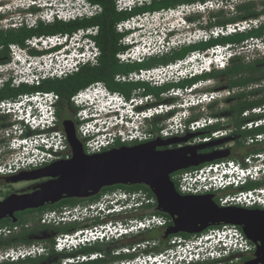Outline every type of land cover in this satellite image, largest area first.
Here are the masks:
<instances>
[{
	"label": "built area",
	"instance_id": "1",
	"mask_svg": "<svg viewBox=\"0 0 264 264\" xmlns=\"http://www.w3.org/2000/svg\"><path fill=\"white\" fill-rule=\"evenodd\" d=\"M62 1V0H61ZM64 3H60V8L56 12L42 13L40 19L32 14H27V20H23L21 26L27 29H34L39 23L47 25L53 21L72 22L76 20H88L94 17H98L101 13V6L97 3H91L88 0H63ZM159 0H113L114 8L117 13H129L135 8H142L150 5L152 2ZM249 0H229V1H207L203 3H195L193 5H181L176 8L161 10L159 12L141 14L140 21H148L151 18L174 17L183 16L185 14H194L196 12H206L209 10H216L222 8L223 12L227 13L229 10H235V5H242L241 3ZM250 2V1H249ZM29 3H33V0H29ZM227 11H225V10ZM221 12V11H217ZM134 18L131 17L125 21L117 22L114 29L117 33L123 34L125 30L132 27ZM260 25H264V15L257 19L241 20L235 23L225 24L221 27H214L210 32L212 38L225 37L237 32H244L250 29L258 28ZM98 34V28L90 27L87 29H79L72 34L66 35H54V36H39L32 37L25 40V46L32 48L40 54L31 55L26 51L27 57L31 59V64L38 69L45 70L39 74L33 73L27 78L22 77L23 83L27 85H37L44 79L63 78L67 75L76 73L80 68L90 66L94 67L98 64L100 56L99 48L95 42V38ZM194 38V37H192ZM187 38L186 42L180 41V39H173L170 42H166L165 45L158 46L157 48L147 49V53L150 57L160 54L170 53L173 49H176L183 45H191L195 43L204 42L209 37L204 36L200 40L197 36L192 39ZM84 40L81 47H75L73 51L65 55L62 62H52V55L50 53H44L49 51L53 45L60 44L65 41ZM192 39V41H191ZM127 38H122L120 45H124ZM257 48L264 52V41H257ZM222 46H214L205 51H195L187 55L183 60L176 61L164 67L155 69H142L137 72H133L126 76H120V81H141L149 83L150 85L158 86L165 82L162 80V76L169 79L170 82H177L182 79L190 78L195 72L187 75V71L181 70L182 67H192L195 64L194 69L196 73L204 69H209L212 59L216 54L223 51ZM17 48L15 45L10 46V53L13 58L16 57ZM264 55V54H263ZM118 62L120 63H141L144 61L142 58H137L136 61L130 55L126 53H119L116 55ZM43 60V63L40 60ZM220 59H215L219 61ZM200 62L202 69H197L196 66ZM225 64L221 61L219 67H223ZM54 67V68H53ZM53 69V71H52ZM32 70V66L28 68V71ZM177 72V75L176 73ZM179 74V75H178ZM167 77V78H166ZM157 79L159 81H157ZM156 80V81H155ZM20 81H16L18 85ZM197 85H192L186 88L185 93H193L194 88ZM170 96L176 95V90H172ZM235 94L234 90L222 89L213 92L202 93L201 96L193 95V99L187 101L186 105L199 104L224 99ZM192 95V94H191ZM48 100L50 105L48 120L38 121L36 119L29 120V132H32L25 137L12 142V147L17 148L19 144H24L23 152L20 153L14 159L11 158L10 164L0 162V176L15 174L20 170H26L30 168H37L51 161L59 159V153L63 152L66 147V139L63 132L55 130V111L52 109V103H55L58 96L54 93H35L30 95H24L16 101H2L0 102V113L6 111L11 107H18L19 105L30 100ZM191 102V103H190ZM182 106V105H180ZM171 108L170 105L160 104L150 107L143 111V115L152 117L155 115H162ZM202 107L200 110H203ZM205 111V109H204ZM264 113V105L255 107L249 111H245L243 116L259 115ZM191 115L186 113H175L169 116L163 123L162 127L157 133L149 134L145 133L139 138V141H145L154 139L156 137L161 139H167L171 137H182L186 134L196 133L203 131L215 124V120L212 118H199L197 120L190 121ZM260 126H264V119H256L245 123L242 127L244 131H250ZM53 127V128H52ZM50 128V129H49ZM52 128V129H51ZM88 130L86 127L81 129V134L85 136ZM230 133V130L218 129L188 140L185 143L176 145L175 147L182 146H195L205 143H210L213 140L225 138ZM264 134H257L247 139V144L253 142H263ZM120 142L126 143V139H121ZM90 153L100 152L102 146L106 143L87 142ZM37 145H42L43 149H37ZM231 143L222 144L215 147L216 150H224ZM174 147V146H173ZM34 151L33 155H28V150ZM37 154V155H35ZM252 159H258L259 162L253 163ZM263 155L257 154L256 156H246L242 162L243 167L237 164L234 160L221 159L211 163L199 165L196 168H189L187 170L178 171L173 179L177 183V192L181 195H203L213 194L216 203L221 206H237L242 208H264V186H260L248 190H239L238 187L246 185L248 182H258L264 179V163ZM231 191L228 192L227 190ZM224 192V193H222ZM125 201L120 204L119 202ZM99 205V206H98ZM86 205L80 207L79 205L74 207H63L59 210H47L37 215L35 218L38 225L52 226L59 223L84 221L85 219L98 218L103 222L97 225L86 226L72 233L58 234L54 238L53 248L56 252H62L67 250L73 251L77 245L83 247L93 245L95 243H110L115 240L122 239L123 237H129L137 235L141 232L154 229H163L166 227L167 220L163 216H159L153 213L156 206L154 197L148 196L144 192L126 193L124 191L113 192L108 196L107 201L99 204ZM132 213V214H131ZM137 213H143L141 216H130L128 214L137 215ZM107 216L112 218L107 220ZM119 217V219H116ZM119 220V221H118ZM32 227L30 223L12 226H0V239H5L10 236L18 234L22 229L29 230ZM178 241V240H176ZM175 237L170 239V244L174 247L159 252H149L146 249L149 246V242L142 241L131 248H124L121 251H114L112 254H124L130 255L135 253L136 250H141V254H136L132 258H127L121 261H116L110 264H164L161 259H171L172 262L180 264L181 260L188 263L190 259L200 258L198 254H189L187 249L193 245H198L204 241H213L221 245V250L209 253L211 258H217V260H223L238 254H252L255 250V246L246 239L241 229L234 225H221L207 232L201 234V237L191 245L181 246L176 245ZM41 255H47V249L38 243H32L31 245H17L5 249H0V263L2 262H17L26 258L39 257ZM104 255L101 253H93L89 255H81L79 257H67L62 259L61 264H76L91 262L98 259H104ZM156 262V263H153ZM171 264V262L167 263Z\"/></svg>",
	"mask_w": 264,
	"mask_h": 264
},
{
	"label": "trees",
	"instance_id": "2",
	"mask_svg": "<svg viewBox=\"0 0 264 264\" xmlns=\"http://www.w3.org/2000/svg\"><path fill=\"white\" fill-rule=\"evenodd\" d=\"M88 1H90L91 3L100 4L104 8L103 14L101 16L88 20H82V21H73V22L53 21L52 23L47 25L38 24V26L34 29H29V30L25 29L23 31L24 33L23 41L34 35L36 36L66 35L80 28L99 25L100 32L98 37L96 38V42L99 48H101L102 53L104 54L100 61L101 63H99V65L94 67H90V66L82 67L76 73L67 75L60 79L57 78L44 79L39 84L31 85V86H28L27 84H23L21 88H18L15 91H13L10 88H8L6 91L0 89V101L3 99H11V100L15 99L18 95H30L35 93L52 92L56 94L59 98V100L57 101L54 107L55 116L58 118L63 115L62 110L65 107L73 108L76 113L79 110V108L75 107V105L71 102V98L75 96L79 91L85 89L86 87L94 83L100 82L104 84V86L108 91L113 93H118L121 96H123L125 99H130L138 96L141 97L150 96L152 99L151 102L143 107L138 108V110H144L146 108L153 107L156 105L171 104L175 102L176 98L163 97L164 95L169 94L170 90L185 89L192 85H195L198 82L215 80L217 81V84L213 87V90H218L222 88H226L229 90L242 89L241 91L237 92L230 98L231 100L230 109L233 115L232 116L233 125L236 126V128L238 129L248 119H252L251 115L248 119L241 117L242 112L249 111L255 107L264 105V95L260 97H256L259 94H261L262 89H253L250 91L247 90L248 87L264 81V55L262 56L259 55V57L254 58L251 61H245L243 57L236 56L230 59L226 67H224V69L222 70H213L211 72L202 73L201 75L193 76L188 79H182L177 82L162 83L158 86L150 85L146 82H141V81L115 82L113 80V75L115 73L128 74L131 71L137 72L142 69H155L158 67H164L176 61L183 60L187 55L195 51H200V52L205 51L218 45H232L236 47L238 46L241 47V45H244V43L247 42L249 39H263L264 38L263 25H260L256 29H250L244 32L234 33L232 35H228L225 37H219L215 39L212 38L204 42L195 43L186 46L183 45L176 49H173L170 53L149 57L141 63H134L133 66H124L120 64L118 65L114 60L115 53L119 51L112 37L114 24L128 17L138 15L139 13H145V12L153 13V12H159L161 10H166L171 7H174L178 3L174 1L172 2L171 0H160V1L152 2L150 5L142 8H135L133 9L132 12L130 11L127 14L120 13L119 15H117L114 11L111 0H88ZM111 5H112L111 10H109V7ZM254 8L255 7L253 4L250 3L243 4L237 8L238 15L228 19H221V18L216 19V25L223 26L225 24L235 23L239 20L256 18L260 15H264V9L256 12ZM214 14L210 15V18L211 17L218 18L222 14V12L214 13ZM107 71L109 72V74L105 75L107 74ZM216 104L217 103L214 102L210 104L207 108L211 112L217 115L218 110L216 111L212 110V108ZM173 113L174 112H169L167 114L156 115L153 118H151L147 123L148 126L147 131L157 133L163 125V124L161 125L159 124L162 121H165ZM4 118H5L4 115H0V124L2 123ZM191 118H193V114ZM253 119L256 118L253 117ZM261 131L263 130L256 129L248 132L238 131L236 132L237 133L236 136L238 135L241 137H245L250 134L255 135L256 133ZM25 134H28V132H25ZM87 140L88 139H84L83 146L85 151L87 150L85 147V142ZM137 142L140 141L122 143L119 140H115L114 143H112L107 147L102 148L101 151L112 147H119L122 145H134L137 144ZM66 146L68 147L67 143ZM239 148H241V146L240 143L237 142L235 144L234 149H232V151L239 150ZM66 150L69 151V148H67ZM262 151L264 152V148L260 146L250 148V150L241 151L242 152L241 158L244 159L249 154L262 152ZM59 156L61 158H64L65 157L64 152L59 153ZM229 159H236V156L229 157ZM177 173L179 172L170 175V178L174 182L176 189H177V183L173 179V177ZM10 177H12L11 174L2 175L0 176V180H4V179L6 180L9 179ZM263 184H264V179L258 182H248L246 185L242 186V188H244V190H248V189L257 188ZM115 190L124 191L126 193H137L141 191L146 193L148 196L154 197L152 193L149 191V189L143 185H134V186L116 185L108 188H103L98 195L88 199H83V200L64 199L54 205H45L35 210H26L23 212L16 213L15 214L17 218L16 223L13 224L9 219H4L0 221V226H12V225L22 226L23 224L27 223V219L22 218L23 214L26 213H33L37 217V215L47 210H59L63 207H74L77 205H90L91 203L96 202L102 195ZM153 213L166 218L167 224L165 228L148 230L145 232H141L137 235L123 237L122 239H129V240L136 239L139 241H144L147 239H155L159 236L162 238L164 230L171 225V219L166 214L156 212L155 210L153 211ZM141 215H143V213H137V215L133 214L131 216H141ZM106 218L110 219L112 218V216H107ZM116 219H119V217H117ZM102 222H103L102 219L96 217L92 219L88 218L85 219L84 221L59 223L58 225H52V226L39 225V227H37L36 225L35 226L33 225L34 227L31 230L22 229L16 235L10 236L5 239H0V249H5L20 244H30L33 242L34 237L41 235H49L50 237L47 241L51 244V246L47 249V255H41L34 259L26 258L24 260H19L17 262H2L0 264H51V263L61 264L62 259L67 257L68 254H64V253L59 254L54 250L53 248L54 238L58 234L72 233L76 230L86 227V225L87 226L97 225V224H101ZM83 223L86 224L84 225ZM212 228L215 227H210L209 229ZM209 229L205 230L203 233L207 232ZM198 235H187L184 233H179L177 235L168 236V239L175 237L185 241ZM96 244L98 243H95L90 246L82 247L77 251H79L80 254H84V255L93 254L94 252L93 250H95L94 247H96ZM99 251L102 252L103 250L99 249ZM250 255L251 254H249L248 256L242 255L240 257L237 255L235 257L232 256L229 258H225L223 260L208 261L202 264H228L229 262H233V260H237L239 263H243L249 258H251ZM105 256H107L108 258L98 259L95 261L85 262L82 264H105L107 262H113L117 259L116 257L111 256L109 252H107ZM124 258H129V256L126 257L122 255L119 257V259H124Z\"/></svg>",
	"mask_w": 264,
	"mask_h": 264
},
{
	"label": "water",
	"instance_id": "3",
	"mask_svg": "<svg viewBox=\"0 0 264 264\" xmlns=\"http://www.w3.org/2000/svg\"><path fill=\"white\" fill-rule=\"evenodd\" d=\"M61 126L69 157L10 177L11 183L44 181L30 192L11 194L1 200L0 221L9 219L14 224L16 213L54 205L64 199H88L98 195L103 188L143 185L155 198V211L171 219V225L163 232L164 238L179 233L198 235L210 227L234 225L255 246L251 258L243 264H264V210L221 207L214 201L213 194L181 195L170 178L178 171L228 158L230 152L226 149L201 152L232 138L173 147L200 135L192 133L167 139L156 137L147 142L89 153L84 150L71 120H63ZM242 255L248 256L238 254L239 257Z\"/></svg>",
	"mask_w": 264,
	"mask_h": 264
},
{
	"label": "clouds",
	"instance_id": "4",
	"mask_svg": "<svg viewBox=\"0 0 264 264\" xmlns=\"http://www.w3.org/2000/svg\"><path fill=\"white\" fill-rule=\"evenodd\" d=\"M24 11H35L37 10V13L32 14L37 17V19H40L39 17L42 15V13H52V2L49 0H33V3H29V0H25L23 5ZM210 11V10H209ZM208 12V11H207ZM213 11H210L209 15L212 14ZM202 12H196L194 14H185L182 17L177 15L175 16L174 22L170 23L168 25V28L166 29V34L163 33L164 40L159 43V46L165 45L166 42H170L173 39H183V38H189V37H199V36H207L209 39H212L211 34L206 35L204 33L199 32H209V30H198L193 34L184 35V32L186 29H188V25L184 23V19L192 16H199L195 14H201ZM140 15L133 16L134 22L131 28L125 30L124 33H127V41L123 46H131L130 55H132V58L136 61L137 58H142L146 60L150 57V55L147 53V49H153L155 46H152L153 44L149 39H146L144 35H141V31L143 29V21H140ZM207 16V15H206ZM29 19L27 14L23 17V20ZM264 26V25H263ZM123 33V34H124ZM203 34V35H202ZM161 35V37H163ZM140 37H143V39H140ZM202 38L200 40H202ZM166 39V40H165ZM215 39V38H213ZM222 46L224 49L221 53L216 54L215 58L212 59V62L209 64V69H202L200 67V62L196 66H198L197 69H202L201 71L196 73V69H194L195 64L192 65V67H182L181 70L187 71V75L192 74L195 72L191 77L201 75L202 73H208L213 70H222L224 69V66L219 67V63L222 61L223 64H227V62L236 57L238 55V51H236L235 46L230 45H218ZM257 51H259V55L262 54V52L256 48ZM32 51V48H30ZM47 53H50L52 55V62H54V65L56 63H60L64 60L65 55L70 54V43L68 41H65L60 44H55L52 46V48L48 51H45ZM44 52V53H45ZM46 54V53H45ZM32 55V54H31ZM215 59H220L219 61H215ZM15 63H19L22 67V77L27 78L33 73L39 74L40 72H45V70L38 69L36 66H33L31 64V59L25 55V53H18L16 57L14 58ZM41 63H43V60H40ZM32 66V70L28 71V68ZM54 68V67H53ZM159 68V67H158ZM177 75V72H175ZM179 75V74H178ZM190 77V78H191ZM165 82H170L169 79H164ZM206 82V81H204ZM201 82L196 83L197 86ZM25 84V83H24ZM149 84V83H148ZM185 89H176V95L173 98H176V101L167 104L170 105L171 108L166 111L164 114H167L169 112L175 113H186L190 114L192 116V112L195 109H201L202 107L205 109L210 104L214 103L217 100L210 101L207 103H204L202 105L199 104H193L186 105L187 101H191L193 99V94L185 93ZM197 90V89H195ZM194 90V91H195ZM98 94V100L99 103L95 106H91L90 103H87L85 101L86 98H88L91 95ZM185 96L187 98H185ZM189 96V97H188ZM179 99V100H178ZM152 100L150 96H138L133 97L130 99H125L123 96H121L118 93L109 92L104 84L98 82L94 83L85 89L79 91L75 96L71 98V102L79 108L78 110V117L81 121V128L79 129L81 133V129L84 127L87 128L88 132L84 137V139H88L87 142H98V143H106L102 148L107 147L114 143L115 140H121L126 139L127 142L132 141H139V138L142 137L145 133H147V130L145 131L144 125L149 122V120L152 117H147L143 115L144 110H138L139 107H143L146 104L150 103ZM150 101V102H148ZM56 103V102H55ZM55 103H52V109L54 111ZM50 103L48 100L42 99V100H30L25 103H23L16 113L17 121L21 124L22 128H18L19 134L22 135V137H25L26 135L32 133L29 132V120L36 119L38 121L48 120L49 118V110H50ZM98 105H101L99 107ZM182 105V106H180ZM85 108V110H83ZM150 108V107H149ZM5 115V111L1 112L0 115ZM163 115V114H162ZM156 116V115H155ZM56 123V122H55ZM53 128V127H52ZM51 128V129H52ZM50 129V128H49ZM17 131V130H16ZM25 132H28V134H25ZM25 147L24 144H19L17 148H13L12 146L8 147L7 149L11 151L12 158L14 159L20 153L23 152V148ZM37 149H43L42 145H37ZM34 151L32 149L28 150V155H33ZM16 154V156H14ZM37 155V154H35ZM11 160V159H10ZM10 160L6 161V164H10ZM237 164L241 165L242 167L243 162H237ZM257 164V163H256ZM244 186V185H242ZM242 186H239L238 188H242ZM120 204L125 203V201L119 202ZM83 246L77 245L76 248L73 249V251L68 252L67 250L62 252H57L59 254L66 253L71 254ZM173 249V248H172ZM221 245L219 243H214L213 241H204L201 244L193 245L191 248L187 249L189 254H198L201 257L190 259L188 263L184 262V260L180 261V264H202L208 261H215L217 258H211L209 256V253L212 251H219L221 250ZM160 261H163L164 264H167L171 262V264H176L175 262H172L171 259H161ZM156 263V262H153Z\"/></svg>",
	"mask_w": 264,
	"mask_h": 264
},
{
	"label": "flooded vegetation",
	"instance_id": "5",
	"mask_svg": "<svg viewBox=\"0 0 264 264\" xmlns=\"http://www.w3.org/2000/svg\"><path fill=\"white\" fill-rule=\"evenodd\" d=\"M111 1H112V5L114 8V2H113V0H111ZM171 1L177 2L178 4H176L174 7H171L169 9L176 8L177 6H181V5H193L195 3H203V2H207V1H225L226 2L229 0H171ZM24 2H25V0H0V89H3L5 91L8 88L15 91L16 89L21 88L22 85L24 84L23 80H22V67L19 63L14 62V58L12 57V55L10 53V46L11 45L16 46V48H17L16 55L22 51H26L32 55H35V56L40 54L36 50L32 49V51H31L30 48H27L25 46V41H23V37H24L23 31L25 29H27L24 26H21V23L24 22L23 17L25 16V14L37 13V10H35V11H24V9H23ZM60 3H61V0H52V12H56L59 10ZM112 5L109 7V10H111ZM114 11L117 15L120 14V13L116 12L115 8H114ZM103 12H104V8L101 6V13L99 16H101L103 14ZM145 13H151V12H145ZM145 13H139L138 15L145 14ZM124 14H127V13H124ZM134 16H136V15H134ZM129 18H131V17H128L122 21H125ZM201 18L202 17H199V16H192V17H188V18L184 19V23L186 25H188V29L185 30L184 35L193 34L197 30H201V29L208 31V30H211L213 27H221V26L216 25L215 17H211L209 19V21H206L205 23L203 21H201ZM76 21H82V20H76ZM115 24H114V26H115ZM95 26L98 28V34H97V37H98L99 32H100L99 25L88 26V27L80 28V29H87V28L95 27ZM114 26H113V32H112L113 36L112 37H113V40L115 42L116 47L119 49V51H117L114 55V60L116 61V63L118 65L120 64V65H124V66H133L134 63H130V64L120 63V62H118V60L116 58V55L119 53L128 54L131 50V46L120 45L121 39L125 38L127 36V33H124V34L117 33L114 29ZM27 30H29V29H27ZM77 30H79V29H77ZM76 31H73L70 34L76 32ZM42 36H48V35H42ZM32 37H39V36L34 35ZM32 37H30V38H32ZM96 38H95V42H96ZM27 39H29V38H27ZM68 42L70 43V53H71L75 47H77V48L81 47L84 43V40L80 39L77 42L74 40H69ZM96 44H97V42H96ZM98 48H99V46H98ZM99 51H100V56H99L97 65H99V63H101L100 61L104 55L102 53L101 48H99ZM45 53H47V52H45ZM133 72H135V71H131L128 74H131ZM108 74H109V72L107 71V74H105V75H108ZM128 74L115 73L113 75V80L115 82H118V81H120V78H119L120 76H126ZM17 80L20 81L18 83V85L15 84ZM28 86H31V85H28ZM222 89H226V88H222ZM222 89H218V90H222ZM213 91H217V90H213V87H211V88L205 89L204 92L207 93V92H213ZM233 95L224 98L225 99L224 102H227L228 107L225 109L218 110L217 115L213 112H205L202 110V111H199L197 114H193V118L190 117V121L197 120L199 118H212L215 120V124L213 126H210L209 128H207L203 131L196 132V133H199L200 135L205 134V133H209V132H212V131L218 130V129L230 130V133L225 138H232L233 140L227 142V143H231V145L227 146L225 149L229 150V152H230L229 157L236 156V159H229V157H228V158H226V160L228 159V160H234L236 162H241L243 160V158H241L242 149L248 148V150H250V148H254V147H258V146H261L262 148H264V141L263 142H253L251 144H247V139L250 137H253L254 135L250 134V135H247L245 137H241L238 135L236 136V134H237L236 132H238V131L239 132H248V131L242 130L243 125L245 123H248L249 121H254L256 119H264V113L259 114V115H251L252 119H248L250 117V115L244 117L243 113L245 111L242 112L241 117L246 118L248 120L246 122H244L239 127V129L236 128V126L233 125V121H232L233 115H232V111L230 109V104H231L230 98ZM22 96H24V95H18L15 99H12V100L11 99H3L0 102H2V101L13 102V101L18 100ZM58 100H59V98L57 99V101ZM221 100H223V99H220L219 101L217 100V101H215V103L220 102ZM57 101H56V103H57ZM21 105H19L18 107H11L5 111V115L3 114L5 118L2 121V123L0 124V149H3L5 147L8 148L12 145V142H14L15 140H19V139L23 138L22 135L19 134V131H18V128H22V126L17 121L16 113H15V112H18V109ZM62 111H63V115L61 117L57 118L55 116L56 117V123H55L54 129L58 130L60 132H63L61 122L63 120H66V119L71 120L73 122L77 137L82 141V143L84 145V138L79 136V133H78V127L80 126L81 123L79 124V122L76 120V118H75L76 113H75L74 109L71 107H65ZM253 117H255L256 119H253ZM256 129H261L263 131L258 132L255 135L264 134V126H260L258 128L253 129V130H256ZM250 131H252V130H250ZM148 133L153 134L154 132H148ZM221 139H224V138H221ZM150 140H152V139L140 141V142H137V144L142 143V142H147ZM217 140H220V139H217ZM214 141H216V140H213L211 142H214ZM237 142L240 143V146H241V148H239V150H236V151H240V154H238V155L236 154V151H232V149H234L235 144ZM224 144H226V143H224ZM215 150H216L215 147H212L208 150L202 151L201 153H209V152L215 151ZM257 154L263 155V160H261V162L263 161V163H264V152L263 151L257 152V153H252V154H249L248 156H256ZM0 157H2V156L0 155ZM252 160H253V163L259 162L258 159H252ZM44 165H46V164H44ZM44 165H42V166H44ZM42 166H40V167H42ZM34 169H36V168L20 170V171L16 172L15 174H11V176L17 175L21 172H28V171H31ZM261 186H264V184ZM238 189L244 190V188H238ZM227 191L230 192L231 190L228 189ZM222 193H224V192H222ZM247 209L264 210V208H256V207L247 208ZM33 227L34 226H32L29 230H31ZM49 237H50L49 235H41V236L34 237L32 243H38V244L45 243L49 239ZM144 241L149 242V246L146 249V251H149V252H159L162 250L170 249V248L175 246V245L170 244V239H168V237H166V238L162 237L161 238L159 236L155 239H147ZM139 242H142V241H139L136 239H130V240L129 239H119V240H115V241L110 242V243H98V244H96V247H94L95 250H93L94 251L93 253H101L102 255H104V257L106 259L108 257L105 256V254L107 252H109L111 256L117 258L113 262L121 261V260H124L127 258L119 259V257L122 256V254L116 255V254H112V253L114 251H121L124 248H131V247L135 246L136 244H138ZM32 243L20 244V245L28 246V245H31ZM99 249H102L103 251L101 252V251H99ZM141 253H142L141 250H136L135 253H132L130 255H124L123 254V256H126V257L129 256V258H132L136 254H141ZM81 255H84V254H80L79 251H76V252H73L71 254H68L67 257L76 258V257H79ZM85 255H87V254H85ZM67 257H65V258H67ZM34 258H37V257H34ZM34 258H30V259H34ZM113 262H107L105 264H110ZM76 264H82V263H76ZM239 264H243V263H239Z\"/></svg>",
	"mask_w": 264,
	"mask_h": 264
},
{
	"label": "rangeland",
	"instance_id": "6",
	"mask_svg": "<svg viewBox=\"0 0 264 264\" xmlns=\"http://www.w3.org/2000/svg\"><path fill=\"white\" fill-rule=\"evenodd\" d=\"M49 1L52 2V0H49ZM249 1L246 2V3L253 4L254 7H255L254 10L256 12L264 9V0H249ZM62 2L64 3L63 0L61 1V3ZM241 3H245V1H243ZM240 6L241 5H235L234 6L235 10L234 9L232 11L229 10V12H227V13L223 12L222 10H220L222 8H217L216 10H210V11H213L212 14H214V13H220V12H217V11H221L222 12V14L218 18H215V19H220V18L221 19H228V18H232V17H235L236 15H238L237 8L240 7ZM223 10H225V9H223ZM210 11H208V12L207 11L206 12H202L201 14H195V15L202 16L201 21H203L205 23L206 21H209L210 15H212V14L209 15ZM225 11H227V10H225ZM260 16H262V15H260ZM260 16H258L256 18H250V19H257ZM174 19H175V16L174 17H170V18L169 17L159 16L158 18H151L148 21H143L142 24L144 26H143V29L141 31V35H144L146 39H149L150 38V41L153 44L152 46H155V48H157L159 46V43L164 40L163 33L166 34V29L168 28V25L170 23H173L174 22ZM245 20H249V19H245ZM239 21H241V20H239ZM213 28L211 30H209L208 33L207 32H203V31L202 32H199V33L200 34L201 33H204V34H206V35L209 36V34L213 30ZM237 33H239V32H237ZM161 35L163 37H161ZM194 38H192V39H194ZM198 38L201 39L202 36H199ZM203 38H204V36H203ZM140 39H143V37H140ZM192 39H191V41H192ZM186 40H187V38L180 39V41H184V42H186ZM260 40H263L264 41V38L263 39H249L247 42L244 43V45H241V47L240 46H238V47L235 46L236 47V51L239 52L237 56L243 57L245 59V61H251L252 59L259 57V51H257L256 48L258 47L257 46L258 45L257 44V41H260ZM184 46H186V44ZM230 46H232V45H230ZM263 54H264V52L262 54H260V55L262 56ZM226 65L227 64H225L224 67H226ZM52 71H53V69H52ZM161 78H162V80L164 79L163 76ZM159 80L157 79V81H159ZM216 84H217V81H215V80L201 82L199 84V85H201V87L200 86H196L197 88H194V89H197V90H195L192 94L193 95H198V96L200 95L201 96L202 93H205L204 92L205 89L214 87ZM253 89H262L261 94H259L256 97H260V96L264 95V81L263 82H260V83H257V84H254V85H252V86H250V87L247 88L248 91L253 90ZM232 90H234L235 91V94H236L237 92L241 91L242 89H232ZM171 91L172 90H170V92H169L170 94L172 93ZM188 94H186V95H188ZM163 97L166 98V97H173V96H170L169 94H167V95H164ZM185 98H187V97L185 96ZM224 100L225 99L221 100L220 102H217L218 104H216L212 108V110L213 111H216V110H220V109L227 108L228 107V104H227V102H224ZM150 101H148V102H150ZM230 102H231V100H230ZM199 111H202V110L195 109V110H193L192 113L193 114H197ZM203 111H204V109H203ZM205 112H211V111L206 107L205 108ZM78 113L79 112L77 111L76 114H75V118H76V120L80 124L81 121H80V118L78 117ZM163 123H164V121H162L159 125H161ZM81 126L82 125L80 124V126L78 127V133H79V136H81L82 138H84L83 135L79 131V129L81 128ZM144 128H145V131L148 129L147 124L144 125ZM86 143H87V141L85 142V147L87 149L86 152H89L90 153V151H89L90 148H88V146H87ZM66 147H65V150L63 151L65 157L62 158V159H65V158H68L69 157L70 151H67L66 149L68 147L67 148ZM247 150L248 149H246V148L242 149V151H247ZM11 154H12L11 151H9L6 147L3 148V149H0V155L2 156V157H0V162H4L5 163L6 161L10 160L13 157V156H10ZM236 154L237 155L240 154V151H236ZM14 156H16V154ZM57 158H61V157L59 156ZM19 175L20 174H17V176H19ZM43 180L44 179H42V180H35V181H21V182H17V183H11L9 179L0 180V201L3 200V199H5L7 196H9L11 194H18V195H20V194H25V193H27L29 191H32ZM117 191H120V190H115V191L108 192V193L102 195L96 202L91 203V205H93V204H97L98 205L99 203H102L104 201H107L108 196L111 193L117 192ZM79 206L80 207H84L86 205H79ZM131 214H128L127 217H130ZM22 218L23 219H27V223H30L32 226L33 225L34 226L36 225L37 227H39V225L36 224L37 223V221L35 219L36 218V215H34L33 213L23 214ZM107 220H108V218H107ZM83 224L85 225L86 223H83ZM200 237H201V235H198V236H195V237H193V238H191L189 240H185V241L182 240V239H180V238H175V241L178 240L175 243H176V245H179L180 244L181 246L191 245L195 241H197ZM41 245H43L46 249H48L51 246V244L48 241H46L45 243H42ZM228 264H239V262L237 260H233V262H229Z\"/></svg>",
	"mask_w": 264,
	"mask_h": 264
},
{
	"label": "bare ground",
	"instance_id": "7",
	"mask_svg": "<svg viewBox=\"0 0 264 264\" xmlns=\"http://www.w3.org/2000/svg\"><path fill=\"white\" fill-rule=\"evenodd\" d=\"M195 88H197V87H195ZM99 107H101V105H98ZM102 108V107H101Z\"/></svg>",
	"mask_w": 264,
	"mask_h": 264
},
{
	"label": "crops",
	"instance_id": "8",
	"mask_svg": "<svg viewBox=\"0 0 264 264\" xmlns=\"http://www.w3.org/2000/svg\"><path fill=\"white\" fill-rule=\"evenodd\" d=\"M40 24V23H39ZM66 254V253H65Z\"/></svg>",
	"mask_w": 264,
	"mask_h": 264
}]
</instances>
